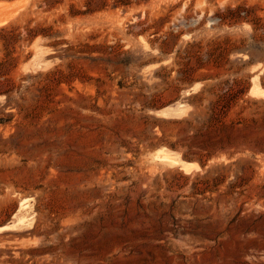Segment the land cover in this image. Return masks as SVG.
I'll list each match as a JSON object with an SVG mask.
<instances>
[{
    "label": "rangeland",
    "instance_id": "rangeland-1",
    "mask_svg": "<svg viewBox=\"0 0 264 264\" xmlns=\"http://www.w3.org/2000/svg\"><path fill=\"white\" fill-rule=\"evenodd\" d=\"M57 1L0 0V29L17 28L9 43L0 31V264H264V153L244 147L218 191L193 195L194 175L227 157L187 169L174 138L139 121L188 113L202 84L178 72L187 43L242 41L204 84L264 91V0ZM237 8L245 19L219 21ZM237 176L242 193L219 198ZM173 199L168 230L158 204Z\"/></svg>",
    "mask_w": 264,
    "mask_h": 264
},
{
    "label": "trees",
    "instance_id": "trees-1",
    "mask_svg": "<svg viewBox=\"0 0 264 264\" xmlns=\"http://www.w3.org/2000/svg\"><path fill=\"white\" fill-rule=\"evenodd\" d=\"M45 2L49 6L58 3L57 0H45ZM226 12L229 16L220 14L218 15L219 21L234 24L245 19L242 16H247L249 11L237 8ZM16 30V27L0 29L8 43L16 40ZM35 30L27 28V36L32 39L42 33ZM42 35L48 36L49 34L43 33ZM170 38L172 35L164 39L163 46L168 45ZM241 42L237 45L236 41H232L229 36H223L209 39L205 44L202 42L187 43L177 54L176 63L181 65L178 72L182 73V81L188 85L202 84L199 91L190 94L187 98L190 107L188 113L180 118L146 114L139 119L144 132L158 131L160 136L155 138L160 143H164L167 137L174 138V142L167 144L168 148L173 151H178V147L182 148L181 159L197 163L202 169L212 159L222 155L227 157V162L215 164L203 175L199 173L194 175L195 181L191 185L193 195L218 191L227 179V176L222 173L223 170L234 164L248 162L237 156L243 153L244 147L252 152V156L264 153V136L258 135V128L264 126V99L248 96L249 83L247 80L233 79L231 82L224 80L210 86L204 84L213 77L208 73L209 70L219 69L224 62H228L230 54L241 49ZM110 48L113 51V47ZM9 60L12 61L11 58ZM261 86L264 89L263 81ZM119 87L122 88V85L119 84ZM161 107L162 105L147 106L152 110H158ZM242 170L246 171V168L242 166ZM189 176L183 175L182 177L188 179ZM244 181V176H237L236 181L229 183L227 189L218 197L228 198L234 194H241L242 191L236 189L241 188ZM234 199L236 200V197ZM176 205L177 199L169 203L159 202L158 206L162 208V212L158 224L161 228L173 230L179 224L180 220L174 215Z\"/></svg>",
    "mask_w": 264,
    "mask_h": 264
},
{
    "label": "bare ground",
    "instance_id": "bare-ground-1",
    "mask_svg": "<svg viewBox=\"0 0 264 264\" xmlns=\"http://www.w3.org/2000/svg\"><path fill=\"white\" fill-rule=\"evenodd\" d=\"M20 1V0H19ZM5 1H1V3L5 4V3H8V2H5ZM14 1H11L9 2L10 4L12 3L13 4ZM21 3V2H19ZM18 3V4H19ZM23 3V2H22ZM21 3V4H22ZM10 4H8L10 6ZM24 4V3H23ZM23 4L21 5V7L23 6ZM7 6V7H9ZM2 7V6H1ZM20 7V4L19 6ZM6 9V8H5ZM19 9V8H18ZM2 10V9H0ZM10 16V15H9ZM14 17V16H12ZM7 18H10V17H7ZM4 20V18H2ZM1 21V20H0ZM6 21V20H5ZM37 53V52H36ZM198 89V86H195L193 87V91H196ZM190 91V90H189ZM250 95H252L253 97H256V98H264V91L262 89H260V86L257 85V83L254 81L253 79V86H252V89L249 93ZM170 112H159V113H156V115L158 116H161V117H176V118H179V117H182L183 115L186 114L187 112V107H179L177 109H169ZM165 151V150H164ZM167 151V150H166ZM174 154V153H173ZM164 155V154H163ZM175 155V154H174ZM160 157V155H159ZM165 157V156H164ZM178 158V157H177ZM179 159V158H178ZM169 160V159H168ZM180 160V159H179ZM184 163V162H182ZM184 166L188 169V168H196L198 167L195 163H184Z\"/></svg>",
    "mask_w": 264,
    "mask_h": 264
},
{
    "label": "water",
    "instance_id": "water-1",
    "mask_svg": "<svg viewBox=\"0 0 264 264\" xmlns=\"http://www.w3.org/2000/svg\"><path fill=\"white\" fill-rule=\"evenodd\" d=\"M186 163H189V162H186Z\"/></svg>",
    "mask_w": 264,
    "mask_h": 264
}]
</instances>
